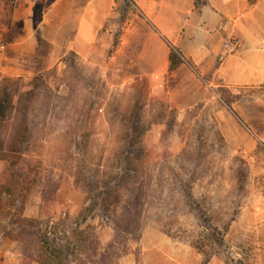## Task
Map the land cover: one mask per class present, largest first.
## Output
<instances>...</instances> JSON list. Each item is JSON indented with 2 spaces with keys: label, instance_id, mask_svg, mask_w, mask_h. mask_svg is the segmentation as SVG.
I'll use <instances>...</instances> for the list:
<instances>
[{
  "label": "rangeland",
  "instance_id": "obj_1",
  "mask_svg": "<svg viewBox=\"0 0 264 264\" xmlns=\"http://www.w3.org/2000/svg\"><path fill=\"white\" fill-rule=\"evenodd\" d=\"M120 2L94 61L39 36L29 50L0 42V94L28 110L26 130L12 109L8 121L24 138L20 203L5 194L15 177L0 151V264H43L29 235L17 237L21 222L73 247L70 264H264V87L189 82L194 100L182 86L171 96L175 67L152 77L153 59L139 55L147 38L144 50H160L153 26L136 3L124 19ZM20 31L16 20L11 32ZM61 31L50 28V39ZM177 72L182 83L185 70Z\"/></svg>",
  "mask_w": 264,
  "mask_h": 264
},
{
  "label": "crops",
  "instance_id": "obj_2",
  "mask_svg": "<svg viewBox=\"0 0 264 264\" xmlns=\"http://www.w3.org/2000/svg\"><path fill=\"white\" fill-rule=\"evenodd\" d=\"M134 1L143 20L153 26L151 36H157L159 43L160 50L149 54L144 50L147 38L139 51L140 56L153 59L149 74L162 77L169 70L171 45L181 52L183 62L170 70L177 82L173 89H169L171 96L182 86L185 98L194 100L196 94L189 88V82L205 83L212 89L216 86L264 87V0H202L198 5L195 0ZM43 2L41 19L35 21L34 0H0V42L7 41L14 50H29L38 42L39 36L60 44L61 49L58 45L57 50H63L66 43L68 51L94 61L97 58V35L112 19L115 0ZM4 12L7 17L2 15ZM16 20L22 24L19 33L11 32ZM54 27H61L62 37L50 39L49 31ZM64 28L71 32L69 38H64ZM232 35L239 38L240 44L236 51L221 57L223 41ZM185 64L189 67H182ZM178 70H185L182 83L176 76ZM6 71L14 73L18 67L7 63Z\"/></svg>",
  "mask_w": 264,
  "mask_h": 264
},
{
  "label": "trees",
  "instance_id": "obj_3",
  "mask_svg": "<svg viewBox=\"0 0 264 264\" xmlns=\"http://www.w3.org/2000/svg\"><path fill=\"white\" fill-rule=\"evenodd\" d=\"M43 1L44 0H34L33 13H34L35 21H39L41 19ZM201 1L202 0H195V5H198ZM131 4L135 5V1L134 0H121L120 2V5L124 6L125 8V10L122 11L121 13L124 19L126 15L130 12V11H127L128 10L127 8H129ZM121 33L122 31L114 33L111 47L108 50L109 53H112L113 50L118 45ZM70 53L77 55L73 51H70ZM65 58H66V55L64 56L63 60H65ZM168 59H169V65H168L169 69L176 67L180 62L183 61L180 50L173 45L170 46ZM3 91H4V94L3 92L0 94V120L3 121V123L0 124V151L2 152L1 157L2 159L5 160L7 169L9 170V172L13 173L15 177V181H14L15 186L14 187L12 186L13 188L12 187L10 188L8 185L7 186L4 185V189L6 192L5 194H8L10 197H12V199L15 198V200L19 201L20 203L22 202L23 197L25 196V194H27V191H28V187H26L27 185L25 186L26 181L24 180L26 177L24 176V174L20 173V172H24V173L26 172V168L24 166L25 163L22 159L20 160L19 158L22 156V153L20 150L21 149L20 142L23 143L24 138L22 139L19 136H16L17 134L11 133V130L8 126V123H9L8 121L10 118L9 113L11 112V109H12V113H15V114L19 113L21 117L23 116L24 121L22 122V124L25 125L24 130H26L27 117L25 116L28 110H27V104H24V103L22 104L20 101V97H18L19 99L14 105L12 102V94H10L7 91V89ZM20 133L22 135L24 134L22 130ZM133 154L134 153L129 150H127L124 153V155L121 158V161H123L124 166L128 165L131 159L130 157ZM25 225L27 224L21 222V226H20V223H18V226L20 228L18 232H16V235L21 240L26 241V242H28V239H29V242L27 244L29 245L30 248H32V245H33V248H32L33 250H36V251L38 250L36 254L41 258V260H39L41 263L43 264H70L71 261L74 260V258L78 259V256L74 257L76 250L74 251L73 247H70V246L66 247L65 244L63 246H56L52 242V240L51 241L43 240V238L40 237L38 233L32 231L31 229H25L26 227ZM81 233H82L81 230H76V232L70 230V234L72 235V237L76 235L80 236ZM26 235H29L28 236L29 238L27 237L28 239L25 238ZM32 237L34 239H32ZM34 240H36L38 244L40 243V246L38 249L37 247H34L35 246ZM78 242H77V245H80V241ZM44 243L45 245H43Z\"/></svg>",
  "mask_w": 264,
  "mask_h": 264
},
{
  "label": "built area",
  "instance_id": "obj_4",
  "mask_svg": "<svg viewBox=\"0 0 264 264\" xmlns=\"http://www.w3.org/2000/svg\"><path fill=\"white\" fill-rule=\"evenodd\" d=\"M240 44V40L236 36H228L223 41V51L220 54L221 57L225 56L228 53H232L237 50Z\"/></svg>",
  "mask_w": 264,
  "mask_h": 264
}]
</instances>
